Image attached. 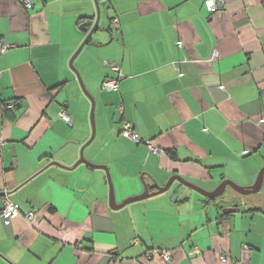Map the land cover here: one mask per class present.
Returning a JSON list of instances; mask_svg holds the SVG:
<instances>
[{"label": "crops", "instance_id": "0c3cea01", "mask_svg": "<svg viewBox=\"0 0 264 264\" xmlns=\"http://www.w3.org/2000/svg\"><path fill=\"white\" fill-rule=\"evenodd\" d=\"M30 1L0 0V46L14 45L0 55V197L17 208L9 225L0 215V264H264V195L227 188L236 207L223 210L175 182L113 209L106 171L75 167L94 136L84 157L109 169L118 205L174 176L209 192L252 187L264 169V0L214 12L206 0H98L99 30L74 62L94 132L70 62L95 0Z\"/></svg>", "mask_w": 264, "mask_h": 264}, {"label": "water", "instance_id": "95a60500", "mask_svg": "<svg viewBox=\"0 0 264 264\" xmlns=\"http://www.w3.org/2000/svg\"><path fill=\"white\" fill-rule=\"evenodd\" d=\"M96 6H97V11H98V15H97V21L94 25V27L91 29V31L88 33L85 41L83 42V44L81 45V47L79 48V50L76 52V54L74 55V57L71 59L70 62V66L71 68L75 71V73L77 74L79 81L81 83V86L83 88V91L87 94V96L91 99L93 107H92V112H91V120H92V126H93V132L95 131V123H94V100L92 99V97L89 95L88 92H86L84 84L82 82V79L80 78V75L77 73L75 67H74V61L76 59V57L79 55V53L82 51V49L87 45V44H91V40L93 39V35H95L97 33V31L99 30V18H100V9H99V2L98 0H95ZM107 32V31H106ZM112 40V39H111ZM95 47H100L97 44H93ZM102 46V45H101ZM95 135V134H94ZM94 136L91 138V140L89 141V143L86 145L88 146L89 144H91L93 142ZM84 146L81 150V154H80V159L79 161L76 163L75 167L79 166L80 164H86L92 168H98V169H103L106 171L107 173V177H108V181H109V186H110V205L113 209H121L124 206H127L129 204L135 203V202H139V201H143L145 199L148 198H152L155 196H159L163 193H166L170 190V188L172 187V185L175 182L180 183L181 185H183L184 187H187L189 189L195 190L196 192L200 193L204 198H206L209 201H216L218 199H220L226 192L227 188H231L233 189V191H235L237 194L242 195V196H250V195H257L261 192L263 185H264V169H262V171L260 172L256 183L252 186V187H248V188H244L241 187L239 185H237L236 183H234L233 181L227 180L224 181L220 187L214 191V192H209L197 185H194L193 183H190L188 181H186L185 179H183L180 176H174L172 177L169 182L164 186V187H158L157 191H155L154 193H150L149 191H147L146 193H144L143 195L137 196V197H133L130 199H127L124 203H122V205H118L116 203L115 200V194H114V189H113V183L111 180V176L109 173V169L107 167L104 166H98L92 163H89L85 157H84ZM59 166H62L60 163H56ZM6 196V195H5ZM4 196V197H5ZM235 211V209L233 210Z\"/></svg>", "mask_w": 264, "mask_h": 264}, {"label": "built area", "instance_id": "2783aa9c", "mask_svg": "<svg viewBox=\"0 0 264 264\" xmlns=\"http://www.w3.org/2000/svg\"><path fill=\"white\" fill-rule=\"evenodd\" d=\"M23 7L26 9H30L33 7V4L31 3L30 0H21ZM205 6L209 12H214L216 9H222L225 6V1L224 0H206ZM117 21H113L112 25L117 26ZM14 45L8 44V43H2L0 46V55L6 53L8 50L12 49ZM106 65L111 67V69L117 73L120 74V68L114 63L111 62H106ZM119 81L120 77L117 78H109L106 79L102 85L103 89L106 91H117L119 89ZM222 90L225 88L222 86ZM8 109H13L14 105H8ZM123 113V111L121 110ZM59 117L63 122H65L67 125H72V119L71 116L65 111L62 110V112L59 114ZM264 122V120H262ZM207 131V129H205ZM124 133L126 134L127 137L130 139H133L135 141H138L135 130L130 126V125H125L124 127ZM152 151L155 154H159L161 151L157 148H151ZM0 204H2V210L0 212L1 217L3 218L4 222L6 225L11 224L13 217L17 214V208L13 205V203L10 201V199L5 196V197H0ZM35 218V213L30 212L27 215V220L32 223V221ZM201 254L198 249H194L192 251V256L199 255ZM157 255L164 261L170 262L172 260V252L171 251H159L157 252ZM223 261H227V257L224 256L222 257Z\"/></svg>", "mask_w": 264, "mask_h": 264}, {"label": "trees", "instance_id": "16d2710c", "mask_svg": "<svg viewBox=\"0 0 264 264\" xmlns=\"http://www.w3.org/2000/svg\"><path fill=\"white\" fill-rule=\"evenodd\" d=\"M93 19L83 17L78 20V28L85 33V35H88V33L91 31L93 28Z\"/></svg>", "mask_w": 264, "mask_h": 264}, {"label": "rangeland", "instance_id": "374dc122", "mask_svg": "<svg viewBox=\"0 0 264 264\" xmlns=\"http://www.w3.org/2000/svg\"><path fill=\"white\" fill-rule=\"evenodd\" d=\"M76 1H79V0H76ZM97 9V8H96ZM98 12V11H97ZM87 37V36H86ZM93 39H94V35H93V37H92ZM86 39V38H85ZM75 62V61H74ZM74 66H75V63H74ZM75 68H76V66H75ZM76 70H77V68H76ZM78 72V71H77ZM80 75V74H79ZM84 84V83H83ZM80 85H81V83H80ZM85 87V86H84ZM81 89H82V91H83V88H82V86H81ZM86 89V88H85ZM87 91V90H86ZM83 93H84V95L87 97V99H90L88 96H87V94L83 91ZM91 100V99H90ZM95 124H96V121H95ZM236 193V192H235ZM237 194V193H236ZM239 195V194H238ZM261 195H264V187H263V189H262V191H261V193L260 194H258V195H250V196H242V195H239L238 197H240L241 199H243V200H245V201H249V200H256V199H258Z\"/></svg>", "mask_w": 264, "mask_h": 264}, {"label": "flooded vegetation", "instance_id": "af4514ba", "mask_svg": "<svg viewBox=\"0 0 264 264\" xmlns=\"http://www.w3.org/2000/svg\"><path fill=\"white\" fill-rule=\"evenodd\" d=\"M227 191V190H226ZM226 193V192H225ZM227 197V195H223L220 199H218V200H216V201H218V203H220L221 202V208L223 209V210H234L235 208L234 207H236L235 205H236V203H234V202H227V201H225V198ZM227 257V256H226Z\"/></svg>", "mask_w": 264, "mask_h": 264}, {"label": "bare ground", "instance_id": "6f19581e", "mask_svg": "<svg viewBox=\"0 0 264 264\" xmlns=\"http://www.w3.org/2000/svg\"><path fill=\"white\" fill-rule=\"evenodd\" d=\"M118 90H119V89H118ZM118 90H117V91H118ZM108 92H114V91H108ZM65 111H66V110H65ZM61 112H62V111H61ZM61 112H60V113H61ZM66 112H67V111H66ZM67 113H68V112H67ZM60 119H61V118H60Z\"/></svg>", "mask_w": 264, "mask_h": 264}]
</instances>
